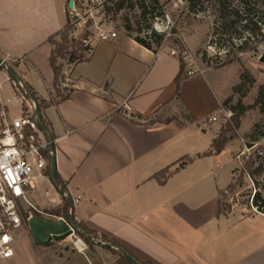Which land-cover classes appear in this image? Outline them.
Wrapping results in <instances>:
<instances>
[{"label":"crops","instance_id":"obj_1","mask_svg":"<svg viewBox=\"0 0 264 264\" xmlns=\"http://www.w3.org/2000/svg\"><path fill=\"white\" fill-rule=\"evenodd\" d=\"M68 21V0H0V58L22 59L12 70L39 100L54 101L41 116L54 140L57 174L71 198H81L73 209L75 220L116 240L142 262L264 264V214L234 209L217 216L219 193L243 166L235 159L242 150L239 141L228 143L219 155L203 156L220 133L218 122L209 119L227 110L230 97L236 99L237 66L215 69L194 60L199 74L185 81L182 101L195 123L149 125L138 116L151 118L173 103L180 60L118 34L115 40L95 42L86 61L65 66L61 85L69 98L54 99L48 40ZM0 85L2 97L14 99L9 107L16 117L18 102L4 72ZM184 157L193 162L176 172ZM166 169L172 175L161 185L153 177ZM226 169L230 182L223 176ZM40 181L49 182V189L44 196L37 189L33 204L63 207L66 197L50 177ZM23 233L31 240L26 239L30 252L25 254L18 241L9 264L112 263L94 261L77 249L41 261L31 234Z\"/></svg>","mask_w":264,"mask_h":264},{"label":"rangeland","instance_id":"obj_2","mask_svg":"<svg viewBox=\"0 0 264 264\" xmlns=\"http://www.w3.org/2000/svg\"><path fill=\"white\" fill-rule=\"evenodd\" d=\"M140 1L133 0V4H139L138 2ZM195 4L194 10L191 11L189 7L182 6L180 2L175 4L172 0H157L152 6V9H155L153 11L154 19L142 20L140 18L141 9L136 5L135 8L127 7L117 14H98L96 22L105 31L125 34L127 36L130 35L134 38L146 37L147 28L151 27L152 31L164 35V40L158 52L165 51L168 53L169 49L172 48H179L181 50L178 43H181L183 49L188 51L186 45L188 44L192 58L199 65L215 69L228 65H236L241 74L248 72L255 83L252 87H249L247 84L244 96L242 93L235 95L236 99L234 100L233 97V101L226 106V109L231 110L234 115L239 114L240 109L237 107L238 100L245 107L253 106L258 96L259 87L264 83V64L260 62V58L264 53V38L260 35L259 30L252 32L249 29H244L243 25H234L232 23L234 21V10L237 8L240 9V5L236 1L227 9L228 20L221 17V13L219 12L220 6L216 0H196ZM251 8L253 9L254 20L260 22L258 26L261 28L262 33H264V1L253 2ZM160 14H163L164 17H160ZM94 23L95 20L87 22L83 30L76 35L75 40L81 42L87 33H90V30L93 31ZM72 33L73 31H70V38H73ZM245 38L248 40V51L243 52L239 47ZM54 41L60 42V37L54 38ZM58 64H62L64 67L59 78L57 93L54 99H60L68 94V90L61 85V81L65 78L63 74L64 69L68 64L67 61L62 59H58ZM231 108L237 110H232ZM261 110V107H255L244 112L239 119V129L227 133V138L230 140L228 143L238 140L240 144L239 149L242 150L245 149V145L248 148H253L252 151L256 147L264 148V112ZM179 113L178 106L175 103H171L161 113L155 115L153 119L156 121H167ZM217 116L219 117L218 126L220 133L223 131L227 132L229 129L226 128V124L228 122L225 123L222 113H219ZM246 163L248 161L245 160L243 165H246ZM242 167L238 168L235 172L234 178L236 180L241 178ZM226 171L227 169L223 172L224 179L230 182L229 177L231 172ZM253 180L255 181V185L252 180L245 177L242 187H238L233 192L225 193L221 198L223 204L231 206V210L238 209L244 211V214L253 213L251 205H253L252 198L254 194L260 192L264 198V172ZM38 189L42 190L41 194L44 196V192L49 189V182H38ZM35 205L39 210L48 213L62 207L61 203L49 209H45V207L41 208L37 204ZM253 207L256 208L254 205ZM52 220V222H57L55 218H52ZM23 234L18 236V241L21 246L20 249L27 254L30 250L26 247V239L31 240L26 233ZM78 243L79 237L76 234L69 236L65 240L53 242L48 247L37 245L33 242L35 246L33 252L39 260L43 261L49 256L63 255L65 251L76 249ZM86 247L87 249L84 252L94 261H106L115 264L119 258L100 247H94L92 250L87 245Z\"/></svg>","mask_w":264,"mask_h":264},{"label":"built area","instance_id":"obj_3","mask_svg":"<svg viewBox=\"0 0 264 264\" xmlns=\"http://www.w3.org/2000/svg\"><path fill=\"white\" fill-rule=\"evenodd\" d=\"M115 1L68 0L69 20L73 27L72 37L76 38V29L80 25L84 27L87 22L95 20L93 31L90 30L87 40L82 41L85 46H90L93 50V45L97 41L117 39L116 32L105 31L96 22L97 15L106 14V10L111 8ZM172 2L175 4L180 2L182 6L188 7L190 0H172ZM168 53L182 61L187 78L198 76L199 71L188 51L184 50L183 52L179 48H172ZM0 61V72L7 74L15 100L18 102V115L14 117L11 115L9 107L14 99L4 98L0 94V264H9L16 256L19 234L25 231L30 233L29 222L34 216L45 221H53L52 218H55L57 221L64 220L68 225L69 223L65 218L39 210L31 201L32 195L38 189L39 180L49 178L46 174L49 165L46 152L49 151L51 155L52 152L50 143L37 122L36 102L29 99V90L23 82L15 81L7 71V69H13V66L20 65L23 60L5 54L0 58ZM1 87L0 85V90ZM221 113L225 123L234 116L231 111L227 110H221ZM209 122H219V117L213 116ZM244 148L236 157L238 161L244 163L245 160L249 161L255 157L264 158V151L258 150V147L254 151H252L253 148H248L246 145ZM58 191L60 194L61 190L58 189ZM80 202V197L73 199V208H70L69 216H73V209ZM251 208L253 213L260 214L253 205ZM70 228L73 230L71 226ZM73 235H75V230H73ZM80 241L84 246L82 251L84 252L87 247L81 238H79ZM76 249L81 251L78 247Z\"/></svg>","mask_w":264,"mask_h":264},{"label":"trees","instance_id":"obj_4","mask_svg":"<svg viewBox=\"0 0 264 264\" xmlns=\"http://www.w3.org/2000/svg\"><path fill=\"white\" fill-rule=\"evenodd\" d=\"M138 1V0H135ZM237 2L240 5V9L237 8L233 12V17L234 21L232 22L234 25H243L244 29H249V31L255 32V30L260 31V35L264 38V33H262L261 28L258 26L260 22L254 20L253 18V9L251 6H253V2L256 3L257 1L260 0H216L218 5L220 6L219 12L221 13V17L223 19L229 18L227 16V9L234 3ZM264 1V0H262ZM157 2V0H141L138 2L139 4H133V0H116L115 3L111 8H108L106 10V14H111V13H119L122 10L126 9L127 7L135 8L137 5L139 9H141V15L140 18L142 20H148L149 18H153V11L155 9H152V6L154 3ZM196 0H190L189 3V9L192 11L194 10V5ZM160 17H164L163 14H160ZM232 24V25H233ZM72 25L70 20L67 22L66 26L64 27L63 30L55 34L54 36L50 37L48 42L51 44L53 47L51 58H50V63L55 75V83H56V90L58 88V83H59V78L62 73L63 65L58 64V59H62L67 61L68 65H76L81 62L86 61L89 58L90 51L92 48L90 46H85L84 43H82L83 40H87L88 33L87 35L82 39L81 42H77L75 38H70V31H72ZM148 30L146 31V37L140 38V37H132L129 35V37L133 38L138 44L141 46L145 47L146 49L153 51L154 53H158V49L160 48L163 40H164V35L158 34L154 31H152L151 27L147 28ZM60 37V42H55L54 38ZM248 40L245 38L244 41L241 43V46L239 49L243 52L248 51ZM154 44V45H153ZM178 45L181 47V50L184 52V49L182 47L181 43H178ZM71 49V50H70ZM181 64V69H180V74L177 77L176 80V93L175 97L173 100V103H175L178 106V109L180 113L175 116L174 118L167 120V121H156L153 118L155 115L158 114L155 113V115L151 118L144 119L141 116H138V118L142 121H146L149 125H154L156 123H170L173 121H178L183 123L184 125L188 124H194L195 119L193 116L188 112L187 108L183 104L182 101V90L183 86L185 84V81L187 80V76L185 73V67L180 60ZM241 83L237 85L234 89V95H242L246 93L245 87L248 84L249 87H252L253 84L255 83L254 79L251 78L250 74L248 72H243L240 76ZM27 89L29 90L30 96L35 100L37 104V109L40 113L41 116V111L42 109H46L48 105H52L54 101L50 103H46L43 100H39V98L36 96L35 92L31 87L26 86ZM234 97V96H233ZM233 97H230L228 100L225 101L224 106H227L233 101ZM69 98V95H65L60 98V101L67 100ZM237 107L240 109V113L234 115V117L226 124V128L229 130L227 132H221L218 137L213 141L211 145V149L205 153L203 156H212V155H219L221 154L228 142L230 141L227 138V133L228 132H233L234 130L239 129V119L240 116L244 114V112L248 111L249 109L255 108V107H261V111L264 112V83L259 87V92L257 99L254 103L253 106L245 107L242 103H240V100L237 102ZM232 110H237L235 108H231ZM41 123L45 129L48 130L47 125L42 119L41 116ZM55 150V147H54ZM258 150L264 151V148L258 147ZM48 160H49V165L47 168V176L51 178V158L52 155L50 154L49 151L46 152ZM203 156H197V158H201ZM264 158L260 157H255L252 158L251 160L246 163V165H243L242 167V172H241V178L239 180H236L235 178L233 179L232 183L227 187V189L223 192L219 193V201H218V208H217V216L220 217L221 215H228L232 210L231 206H227V204H223L221 198L225 195V193L228 192H233L236 190L238 187H242L244 185V180L245 177L249 178L250 180L253 181V184L255 185V181L253 180L257 176H260L264 172ZM193 162V159L190 157H184L178 162V167L176 169V172L184 169L187 165ZM237 171V170H236ZM172 174L169 173V169L163 170L156 174L153 178L156 179L161 185H164L165 182L169 179V177ZM56 179L59 185L60 190H62L65 194H68V189L67 185L65 182L61 180V178L58 176L56 173ZM65 204L62 208H57L56 210H53L50 214L56 217H62L65 218L67 221L70 220L71 216H69V210H70V203L68 200L65 198ZM252 204L256 206L258 211L262 214H264V198L260 192H256L252 198ZM75 223H76V228H75V234L81 238L84 243L89 247L90 250H92L94 247H100L103 250L109 251L112 254L118 256V260L116 261L115 264H131L130 261L122 256L120 252H124L127 256L133 258L138 264H152L150 262H142L138 260L133 254H131L123 245H121L119 242L116 240L108 237L105 234H99L97 231L87 227L85 224L77 222L75 220L74 215L72 216ZM90 257V256H89ZM91 258V257H90Z\"/></svg>","mask_w":264,"mask_h":264},{"label":"water","instance_id":"obj_5","mask_svg":"<svg viewBox=\"0 0 264 264\" xmlns=\"http://www.w3.org/2000/svg\"><path fill=\"white\" fill-rule=\"evenodd\" d=\"M71 7V4H70ZM260 62L264 64V53L260 58ZM1 63V61H0ZM9 75L17 82L20 81L19 77L17 74L12 70V69H7ZM29 99L34 101L35 100L30 96L29 94ZM36 115H37V122L39 125L40 130L45 134L48 142L50 143V150L52 152V158H51V181L55 188L58 190L59 185L56 179V173H57V165H56V157L54 155V141L51 136V134L43 127L41 123V116L38 111L36 110ZM61 195H64L68 202L70 203V208H73V199L69 194H65L62 190L60 191ZM69 225L75 230L76 223L71 216L70 220L68 221ZM64 220H59L57 222H52V221H45L41 218H38L37 216H34L32 220L29 222V232L34 240V242L37 245H41L44 247L50 246L53 242H59L62 240H65L69 236L73 235V230ZM120 254L124 257H126L131 264H138L133 258L127 256L124 252H120Z\"/></svg>","mask_w":264,"mask_h":264},{"label":"bare ground","instance_id":"obj_6","mask_svg":"<svg viewBox=\"0 0 264 264\" xmlns=\"http://www.w3.org/2000/svg\"><path fill=\"white\" fill-rule=\"evenodd\" d=\"M72 236H73V235H72ZM77 247L80 248L81 251L84 250V246H83V244H82L81 241L77 244Z\"/></svg>","mask_w":264,"mask_h":264}]
</instances>
